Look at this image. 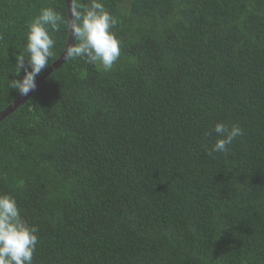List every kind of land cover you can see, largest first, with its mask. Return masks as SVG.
<instances>
[{"label":"trees","instance_id":"obj_1","mask_svg":"<svg viewBox=\"0 0 264 264\" xmlns=\"http://www.w3.org/2000/svg\"><path fill=\"white\" fill-rule=\"evenodd\" d=\"M104 4L112 70L65 60L0 121V194L39 227L34 264H264V0ZM47 6L66 9L0 0V112ZM217 122L245 134L213 158Z\"/></svg>","mask_w":264,"mask_h":264},{"label":"clouds","instance_id":"obj_2","mask_svg":"<svg viewBox=\"0 0 264 264\" xmlns=\"http://www.w3.org/2000/svg\"><path fill=\"white\" fill-rule=\"evenodd\" d=\"M65 3L67 8L63 12L51 6L42 7L26 25L24 50L14 55L16 73L23 72V76L10 83V88L20 96H28L36 89V78L53 59L55 34L62 29L69 40L64 60L80 58L107 72L120 58L122 42L114 31L118 18L105 8L104 0H65ZM213 132L217 138L206 150L213 158L215 154L227 155L233 141L245 134L238 124L225 122H217L205 134L211 136ZM38 232L37 225L22 217L14 195L0 194V264H34Z\"/></svg>","mask_w":264,"mask_h":264},{"label":"water","instance_id":"obj_3","mask_svg":"<svg viewBox=\"0 0 264 264\" xmlns=\"http://www.w3.org/2000/svg\"><path fill=\"white\" fill-rule=\"evenodd\" d=\"M65 1V0H64ZM66 4V3H65ZM67 8V5H66ZM68 36H67V40H66V44H65V48L68 45ZM64 48V50H65ZM64 50L63 52L60 54V56L51 64L49 65V67L47 69H45L41 75H39L36 78V84H38L43 78H45L50 72H52L53 70H55L57 67H59L61 65V63L64 61L63 56H64ZM32 91L28 94V96H18L10 105H8L5 109H3L0 112V121L2 119H4L7 115H9L10 113H12L21 103L25 102L28 97L31 95Z\"/></svg>","mask_w":264,"mask_h":264},{"label":"rangeland","instance_id":"obj_4","mask_svg":"<svg viewBox=\"0 0 264 264\" xmlns=\"http://www.w3.org/2000/svg\"><path fill=\"white\" fill-rule=\"evenodd\" d=\"M62 52H63V51H62ZM59 56H60V55H59ZM64 61H65V60H64ZM64 61H63V62H64ZM63 62H62V63H63ZM62 63H61V64H62ZM48 67H49V66H48ZM48 67H47V68H48ZM47 68H46V69H47ZM42 72H43V71H42ZM50 73H51V72H50ZM40 75H41V74H40ZM43 79H44V78H43ZM43 79H42V80H43ZM42 80H41V81H42ZM41 81H40V82H41ZM40 82H39V83H40ZM39 83H38V84H39ZM38 84H37V86H38Z\"/></svg>","mask_w":264,"mask_h":264}]
</instances>
